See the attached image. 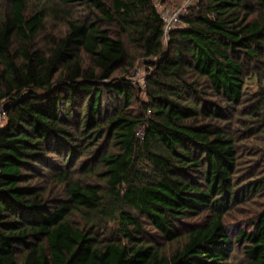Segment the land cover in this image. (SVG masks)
<instances>
[{"label":"trees","instance_id":"obj_1","mask_svg":"<svg viewBox=\"0 0 264 264\" xmlns=\"http://www.w3.org/2000/svg\"><path fill=\"white\" fill-rule=\"evenodd\" d=\"M181 23L0 0V264H264V0Z\"/></svg>","mask_w":264,"mask_h":264},{"label":"built area","instance_id":"obj_2","mask_svg":"<svg viewBox=\"0 0 264 264\" xmlns=\"http://www.w3.org/2000/svg\"><path fill=\"white\" fill-rule=\"evenodd\" d=\"M196 1L197 0H185L180 5L173 7L171 9L162 8V10H158L160 17L164 23V27H163L164 36H163V38H164L165 42L167 41L168 35L172 31V29H174V28H176L182 24L181 18L187 13L188 8L190 6H192L194 3H196ZM156 5L157 4H155V6ZM145 75L142 78L144 81H145ZM142 87H144V85ZM5 120H6L5 108L0 107V128L3 127ZM138 134H141V129L138 132Z\"/></svg>","mask_w":264,"mask_h":264},{"label":"rangeland","instance_id":"obj_3","mask_svg":"<svg viewBox=\"0 0 264 264\" xmlns=\"http://www.w3.org/2000/svg\"><path fill=\"white\" fill-rule=\"evenodd\" d=\"M183 1H185V0H153V2L155 4H157L156 6H157L158 10H162V8L171 9L173 7L180 5ZM57 29H58V27H57ZM48 31L51 32L52 30H50V28L48 27ZM146 66H147V61L142 59L138 63V65L135 67L134 72H133V74H134L133 81L141 87L144 85V80L142 78L146 74V71H147ZM247 86H249L252 90H256V88H257V84L254 81L247 83ZM141 96L144 99V95L142 94ZM249 209L250 208H248L246 210H249ZM242 219H243V217L241 216L240 212H236V213L234 212L233 215H231V217L228 218V221L231 225H233V224L241 221Z\"/></svg>","mask_w":264,"mask_h":264}]
</instances>
